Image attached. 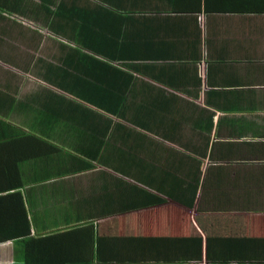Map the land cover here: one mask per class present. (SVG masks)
Wrapping results in <instances>:
<instances>
[{"label": "crops", "instance_id": "1", "mask_svg": "<svg viewBox=\"0 0 264 264\" xmlns=\"http://www.w3.org/2000/svg\"><path fill=\"white\" fill-rule=\"evenodd\" d=\"M227 1L102 0L98 56L94 0H0V264H264V13Z\"/></svg>", "mask_w": 264, "mask_h": 264}, {"label": "trees", "instance_id": "2", "mask_svg": "<svg viewBox=\"0 0 264 264\" xmlns=\"http://www.w3.org/2000/svg\"><path fill=\"white\" fill-rule=\"evenodd\" d=\"M168 1V0H165ZM220 0H197V6L200 4V2L203 3V6L206 9H212L215 7V3H217ZM102 0H94V2H90L87 4V8L89 6H92L93 9H89L88 13H85L87 11L81 9L80 5L76 9L78 13L76 15H68V14H63V19H65L66 24L70 23L71 20V31L70 33L65 32V30H62V34L65 35L66 39L69 40H74L75 43L79 46L82 47L83 49H89L93 51L96 55L100 56L102 55L101 49H105L104 43L103 47L101 48V43L106 41V40H112V39H117V20H112L111 19V25L109 26V23H106L107 19H109V16L113 17L117 16L118 14H114L113 11L109 10H103L104 7L101 4ZM227 2L243 7L241 8L242 11H251L253 10L254 12L257 13H264V0H229ZM230 9H234L233 6H230ZM73 11V7H72ZM56 14L54 13L52 15V18L55 17ZM75 22V23H74ZM66 24H63L64 26ZM108 24V26H107ZM115 46L114 44H112ZM111 45V46H112ZM0 228H2V223H0ZM6 234V233H3ZM50 239V238H48ZM53 239V238H51ZM6 240H11L14 241L13 238H7L4 236H0V243L5 242ZM38 240H43V238H38V237H30L28 240L26 239L25 247H30V245H34L35 247H40L42 242H39ZM20 242L17 241L16 244ZM22 242V244H24ZM96 258L98 260H101L99 255L96 254ZM25 257H28L25 255ZM88 261V259H85ZM91 260V259H89Z\"/></svg>", "mask_w": 264, "mask_h": 264}]
</instances>
